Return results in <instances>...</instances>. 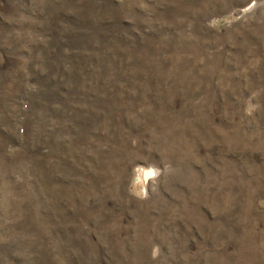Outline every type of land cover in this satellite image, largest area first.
Masks as SVG:
<instances>
[{"label":"rangeland","instance_id":"rangeland-1","mask_svg":"<svg viewBox=\"0 0 264 264\" xmlns=\"http://www.w3.org/2000/svg\"><path fill=\"white\" fill-rule=\"evenodd\" d=\"M0 264H264V0H0Z\"/></svg>","mask_w":264,"mask_h":264}]
</instances>
